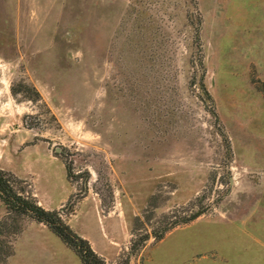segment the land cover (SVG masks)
Instances as JSON below:
<instances>
[{"label": "rangeland", "instance_id": "1", "mask_svg": "<svg viewBox=\"0 0 264 264\" xmlns=\"http://www.w3.org/2000/svg\"><path fill=\"white\" fill-rule=\"evenodd\" d=\"M262 81L264 0H0V167L106 264H264Z\"/></svg>", "mask_w": 264, "mask_h": 264}, {"label": "trees", "instance_id": "2", "mask_svg": "<svg viewBox=\"0 0 264 264\" xmlns=\"http://www.w3.org/2000/svg\"><path fill=\"white\" fill-rule=\"evenodd\" d=\"M262 82L261 88L264 90V81ZM20 182L21 179L13 172L0 167V200L6 208L5 215L0 219V262L5 261L12 253V239L22 228L19 219L30 217L45 223L77 253L83 264H106L104 258L91 247L89 240L78 234L62 218L57 209L45 208L39 204L33 193L20 185ZM198 214L197 210L182 218L174 219L171 221V226L179 223V220L187 221ZM161 237V234L156 235V238Z\"/></svg>", "mask_w": 264, "mask_h": 264}, {"label": "crops", "instance_id": "3", "mask_svg": "<svg viewBox=\"0 0 264 264\" xmlns=\"http://www.w3.org/2000/svg\"><path fill=\"white\" fill-rule=\"evenodd\" d=\"M44 207L55 208L57 206L49 203ZM74 215L76 216V213ZM73 219L68 217L69 225L78 234L88 238L89 235L83 232ZM12 244V253L0 264H66L72 261L71 248L45 223L34 219L24 224L15 235Z\"/></svg>", "mask_w": 264, "mask_h": 264}]
</instances>
